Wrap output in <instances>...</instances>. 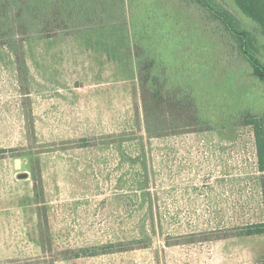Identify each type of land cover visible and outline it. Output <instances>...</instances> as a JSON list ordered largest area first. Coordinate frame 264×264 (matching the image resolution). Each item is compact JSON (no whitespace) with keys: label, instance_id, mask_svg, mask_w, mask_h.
<instances>
[{"label":"rangeland","instance_id":"rangeland-1","mask_svg":"<svg viewBox=\"0 0 264 264\" xmlns=\"http://www.w3.org/2000/svg\"><path fill=\"white\" fill-rule=\"evenodd\" d=\"M219 2L264 44L257 23L234 0ZM178 10L175 14L174 8L168 7L163 9L167 17L149 21L145 7L139 4L133 17L129 14L124 20L129 37L119 29H81L64 36L37 33L29 40L15 37L0 46V93L6 91L8 81L10 84V98L0 100V112L9 107L16 115L17 101L39 82L41 89L54 93L57 106L64 108L55 113L56 128H48L47 133L44 130L39 137L28 122L26 135H10L8 142L7 137L4 142L0 138V147L9 145L21 159L31 153L37 160L41 153L49 152V158L56 148L78 147L79 140L87 138L91 151L85 148L76 153L88 159L85 174L97 168L95 173L103 179L97 188L93 184L96 191L90 194L104 196L97 201L100 209L87 214H56L43 202L32 212L31 204L40 202L35 179L12 178L11 167L0 163V264H264V234L224 238L239 227L264 222L262 176L251 128L154 137L146 126L135 45L147 37L150 51L146 54L157 55L168 68L182 69V63L191 67L181 74L196 84L201 100L227 96L229 106L249 91L247 101L264 105V81L250 76L252 67L238 61L236 48L223 45L217 23L212 24L209 40L211 62H205L201 72L199 62L183 61L190 60V55L177 47L182 40L196 39L200 31L196 25L184 30V20L192 13ZM199 52L200 48L197 59ZM261 53L264 56V49ZM206 58L210 59L209 53ZM79 97L89 99V129L77 127L72 112H65ZM23 99L25 106H30L31 97ZM151 123L153 130L163 127L154 125L153 120ZM165 123L172 125L171 119ZM116 142L136 144L137 158L122 157L113 162L102 157L92 168L95 159L89 160V154ZM14 166H18L16 161ZM25 205L20 213L2 211ZM41 215H47L45 220H40ZM22 223L25 234L31 237L25 241L18 225ZM217 237L223 239H212ZM105 247L111 252L75 257L82 249L102 252Z\"/></svg>","mask_w":264,"mask_h":264},{"label":"trees","instance_id":"trees-1","mask_svg":"<svg viewBox=\"0 0 264 264\" xmlns=\"http://www.w3.org/2000/svg\"><path fill=\"white\" fill-rule=\"evenodd\" d=\"M234 1L246 16L257 23L258 33L264 36V0ZM139 4L145 7L149 21H154L163 15L167 17L168 14L163 9L168 7L174 8L175 14L178 13V8H181L182 13H192V17L184 20L185 27L183 28L187 30L188 25H196L199 27V35L196 39L190 38L186 42L182 40L177 48H179L178 51L183 50L187 53L186 55H190V60L186 58L183 61L194 64L199 62L201 68L205 62H211V51L208 49L209 40L212 39V24L217 23L218 32L222 30L219 35L223 45L227 49L229 45L231 50L236 48L238 61L250 64L252 67L250 76L253 75L260 80V83H263L264 56L261 50L264 49V44L255 32L246 29L242 22L219 0H149L146 4L141 0H0V46H6L15 37L29 40L37 33H44L48 37L55 34L64 36L81 29L83 31L119 29L129 37L127 34L129 29L123 25L124 20L128 19L129 14L133 17L132 12L137 11ZM133 7L134 10H132ZM72 27L76 29L73 30ZM186 33L189 35L188 32ZM148 46H150L148 37L138 47L135 45L139 69L140 100L148 131L154 134V137H162L179 135V133L201 134L250 127L254 137L257 167L262 176L264 199V105L259 106L247 101L249 91L229 106L226 95L224 99L223 97L215 99L211 96L213 98L211 101H208L209 97L201 100L195 92L196 84L185 79V76L181 74V72H188V68L191 67L182 63V69L180 66L168 68L157 55L146 54V50L150 51ZM199 48L200 57L197 59ZM208 53L210 59L206 58ZM152 56L153 59H151ZM223 59L226 60V57ZM208 67L211 69V64ZM18 69L20 71L22 69L20 58H18ZM202 70L203 68L201 72ZM251 79L252 84H255L256 80ZM28 112L27 119L33 124ZM169 119L173 126L165 123ZM152 120L154 125H163L160 131L152 129L154 127ZM184 128L188 129L184 130ZM90 145H92L91 141L87 138H81L78 143V147ZM7 153H12L16 157L22 156L11 148L9 150L0 149V158L5 157ZM34 185L36 196L40 197L41 201L43 184L39 172L35 173ZM44 216L47 215H41L40 220H45ZM259 234H264V222L239 227L224 238ZM212 239H223V237ZM106 247L102 252L82 249L75 253V257L97 256L111 252L106 250Z\"/></svg>","mask_w":264,"mask_h":264},{"label":"crops","instance_id":"crops-1","mask_svg":"<svg viewBox=\"0 0 264 264\" xmlns=\"http://www.w3.org/2000/svg\"><path fill=\"white\" fill-rule=\"evenodd\" d=\"M42 82H39L37 87L28 92L22 94V99H19L15 104V113L13 116V112L9 107H7L6 111L1 109L0 112V138L2 142L7 137V142L9 141L10 135L22 134L26 135L28 133V119H27V111H30L33 116V128H35L36 135L40 137V135L47 133V129L56 128V120H58L55 113L61 112L64 108H59L57 106L56 99H54V93L49 89H41ZM9 81L6 84V91L0 93V100H9ZM21 90V89H20ZM24 97H31L32 101L30 106H25ZM87 100L89 104V99L84 97H79L74 103H70V106L65 112H72L74 121L77 123V127L81 128H90L89 124V116L91 115V107L87 106ZM60 102V101H59ZM70 102V101H69ZM66 105V104H65ZM69 105V104H68ZM72 105V106H71ZM67 107V106H66ZM109 113V112H108ZM31 116V117H32ZM80 116V117H79ZM89 119V120H88ZM71 124V122H70ZM80 125V126H79ZM80 128V129H81ZM44 130H46L44 132ZM88 132V131H87ZM111 133H119L118 132H109ZM82 134V131H81ZM86 134V133H85ZM202 134V133H201ZM40 139V138H39ZM71 138H65L61 141L69 140ZM47 141V140H46ZM54 141V142H61ZM53 142V141H52ZM4 146V145H3ZM7 147H0V149H11ZM87 149L91 151L90 146L88 147H73V148H56L54 153H50V157L48 158V153H41L39 159L35 160L33 155H29V158L21 159L23 157H14L10 156L9 153L6 154L5 157L0 158V163H5L9 169L11 167L10 176L12 173V178L16 176L20 178L19 174L28 173L27 179H35V173L39 172V175L42 179L43 184V198L37 204H31L30 209H34L33 207H41L44 206H52L55 209L56 214H79V213H91L93 210L95 212L96 209H100L97 201L102 199L104 196H100L97 192L94 194H90V191H93V184H99L103 182V179L98 176L95 172L96 169L91 171V174H86L85 167H88V159H82V156H79L76 152H81L83 149ZM127 148H129L127 150ZM13 149V148H12ZM139 147L136 144L132 143H121L116 142L111 145H107L103 148H96L97 154L92 153L89 154V160L95 159L91 161L92 168H95L94 163L100 162L99 160L105 158L110 159L113 162L120 161L122 157L128 158H137V151ZM73 151L74 154H71ZM95 151V150H94ZM107 151V152H105ZM18 153V152H17ZM106 153V154H104ZM65 156L66 158H63ZM14 157V158H13ZM20 159V163L17 167L14 166V161L16 159ZM76 160V161H75ZM72 164H75L73 167ZM27 166V167H25ZM97 167V165H96ZM115 167V165H114ZM92 170V169H91ZM22 178V177H21ZM119 179L115 178V181ZM121 181V180H120ZM131 182V180H129ZM92 184V185H91ZM98 187V185H97ZM96 187V188H97ZM95 190V189H94ZM96 191V190H95ZM93 191V192H95ZM2 194V193H1ZM0 194V195H1ZM5 195V194H4ZM41 202H43L41 204ZM7 208V209H6ZM105 207H102L103 209ZM26 209V205L23 207H12L8 206L2 209V211H17L23 212ZM97 210V212H98ZM32 212H37L36 209L32 210ZM93 212V213H94ZM100 212V211H99ZM38 215V214H37ZM22 227L21 239L25 241L26 239H30V236L25 234V224H18ZM20 229V227H18ZM13 240V238H10ZM19 239V235H18ZM16 240V239H15ZM38 241L40 239L38 238Z\"/></svg>","mask_w":264,"mask_h":264},{"label":"water","instance_id":"water-1","mask_svg":"<svg viewBox=\"0 0 264 264\" xmlns=\"http://www.w3.org/2000/svg\"><path fill=\"white\" fill-rule=\"evenodd\" d=\"M16 162L19 164V163H20V159L17 158V159H16ZM19 176H20V177H27V176H28V173H21V174H19Z\"/></svg>","mask_w":264,"mask_h":264}]
</instances>
